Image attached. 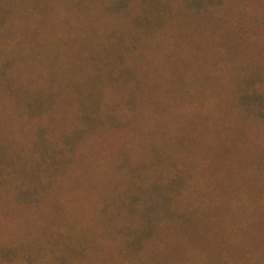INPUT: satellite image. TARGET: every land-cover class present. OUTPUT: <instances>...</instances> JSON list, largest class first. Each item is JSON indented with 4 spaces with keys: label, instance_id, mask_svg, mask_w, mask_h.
Masks as SVG:
<instances>
[{
    "label": "rangeland",
    "instance_id": "1",
    "mask_svg": "<svg viewBox=\"0 0 264 264\" xmlns=\"http://www.w3.org/2000/svg\"><path fill=\"white\" fill-rule=\"evenodd\" d=\"M0 264H264V0H0Z\"/></svg>",
    "mask_w": 264,
    "mask_h": 264
}]
</instances>
